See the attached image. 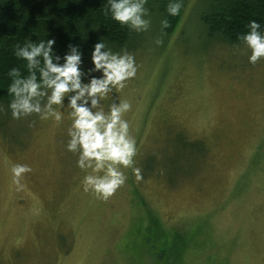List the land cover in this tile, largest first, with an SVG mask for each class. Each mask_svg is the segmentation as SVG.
Wrapping results in <instances>:
<instances>
[{
  "label": "rangeland",
  "instance_id": "rangeland-1",
  "mask_svg": "<svg viewBox=\"0 0 264 264\" xmlns=\"http://www.w3.org/2000/svg\"><path fill=\"white\" fill-rule=\"evenodd\" d=\"M188 2L165 47L151 26L129 51L137 76L117 94L132 103L141 178L124 169L108 200L83 191L85 173L65 148L70 109L59 125L0 111V264H264V59L207 42L198 1ZM180 136L204 151L185 158ZM13 163L32 168L21 191ZM152 216L181 237L169 260ZM180 241L189 244L177 262Z\"/></svg>",
  "mask_w": 264,
  "mask_h": 264
},
{
  "label": "clouds",
  "instance_id": "clouds-1",
  "mask_svg": "<svg viewBox=\"0 0 264 264\" xmlns=\"http://www.w3.org/2000/svg\"><path fill=\"white\" fill-rule=\"evenodd\" d=\"M149 0H106L111 18L135 33H145L151 28ZM183 0H168V16L180 15ZM161 33L170 27L167 18L160 21ZM247 31L238 36L250 50L248 62L256 64L264 59V25L250 20ZM55 39L27 41L14 50L16 57L26 61L28 74L13 68L8 94L12 99L7 108L13 119L36 114L41 120H53L61 124L64 110L68 111V152L77 155L76 166L84 171L81 181L84 192L92 193L99 200H108L127 180L124 169L132 168L137 180L140 170L133 167L136 140L130 133V121L125 118L132 111V103L120 99L118 92L137 76L135 55L127 49L114 51L104 40L93 45L91 67L84 70L83 53L77 45H68V51L60 56L54 50ZM160 46L163 39L157 38ZM111 94L112 102L107 110L103 101ZM55 106V107H54ZM0 105V111H3ZM9 172L17 191L25 174L31 173L28 164L13 163Z\"/></svg>",
  "mask_w": 264,
  "mask_h": 264
},
{
  "label": "trees",
  "instance_id": "trees-1",
  "mask_svg": "<svg viewBox=\"0 0 264 264\" xmlns=\"http://www.w3.org/2000/svg\"><path fill=\"white\" fill-rule=\"evenodd\" d=\"M188 1L183 0L180 15L175 17L167 15L168 0H149L146 5L151 26L155 28V35L163 39V47L177 31L185 15ZM197 1L201 34L207 42L220 41L232 47L241 45L243 43L238 36L247 31L246 25L250 20H256L264 25V0ZM107 8L106 0H0V105L8 109V102L12 99L7 91L12 80L8 75L9 71L16 68L22 75L28 74L26 61L14 54L16 47L23 46L27 41L38 43L42 39H55L54 50L60 56L68 51L69 44L77 45L83 53L82 67L91 62L93 45L101 39L114 51L136 49L146 38L145 33L138 34L120 25L111 18V13L106 11ZM164 18L169 20L170 27L161 33L160 21ZM178 140L184 149L185 158L187 156L189 158L196 151H204L202 142L186 143L183 136ZM192 150L195 152L191 153ZM189 152L191 155H187ZM147 168L150 166L147 165ZM177 171L179 176H184L185 171L182 167ZM163 175L170 183L169 173ZM150 221L151 226L154 225L159 232L162 253L166 254L169 260V257H172V251L169 252V249L173 246L175 248L181 237L161 227L160 220L154 216ZM187 243L189 244L188 241ZM187 243L179 242L182 247L176 248L178 257L174 260L177 262L187 249Z\"/></svg>",
  "mask_w": 264,
  "mask_h": 264
}]
</instances>
